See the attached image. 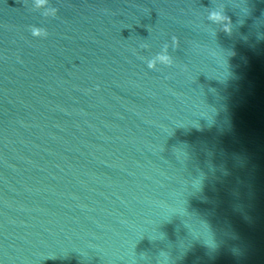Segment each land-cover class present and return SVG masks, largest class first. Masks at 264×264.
Masks as SVG:
<instances>
[{"label": "clouds", "instance_id": "9594fccd", "mask_svg": "<svg viewBox=\"0 0 264 264\" xmlns=\"http://www.w3.org/2000/svg\"><path fill=\"white\" fill-rule=\"evenodd\" d=\"M40 3H44V0H40ZM213 18H215V16H213ZM35 34H39V32L37 31ZM162 60L166 61L167 58L166 57H161ZM152 65H150L151 67Z\"/></svg>", "mask_w": 264, "mask_h": 264}]
</instances>
